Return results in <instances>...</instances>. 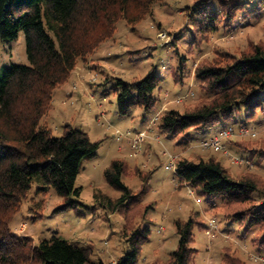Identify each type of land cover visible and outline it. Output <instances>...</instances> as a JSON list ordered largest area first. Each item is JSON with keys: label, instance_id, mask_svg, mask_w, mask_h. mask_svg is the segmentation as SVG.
<instances>
[{"label": "trees", "instance_id": "1", "mask_svg": "<svg viewBox=\"0 0 264 264\" xmlns=\"http://www.w3.org/2000/svg\"><path fill=\"white\" fill-rule=\"evenodd\" d=\"M154 1L0 0V37L11 42L24 32L29 60L28 64L5 66L0 75V264H104L93 259L88 247L57 236L34 244L31 237L16 234L11 225L34 188L40 194L54 188L62 198L54 209L56 213L88 207L80 200L82 188L76 183L84 163L97 156L101 142L92 141L87 133L71 125H66L63 135L56 137L42 122L53 107L55 90L70 78L78 63L114 36L119 20L130 24L141 21ZM217 1L218 9L211 0H199L191 8L196 33L202 39L218 31L222 21L232 26L238 17L257 16L256 11L264 7V0H258L256 11L249 9L250 0ZM196 78L209 97L185 112H165L157 125L162 132L184 137V144L190 145L189 131H202L222 120L230 125L221 132L229 127H255L245 121L232 123L237 110L245 109L247 117L264 111V44H252L239 57L219 54L197 68ZM161 82L156 68L140 80H118L120 114L126 116L134 107L144 112L152 110L158 102L155 91ZM232 144L250 154L247 166H252V160L264 162V150L240 142ZM176 167L178 179L190 185L196 195L220 199L223 208L230 209V220L245 230L261 231L259 244L264 247V203L259 200L264 190L258 176H234L213 156L184 158ZM131 172L142 177L146 186L138 194H133L123 181ZM105 178L122 195L113 200L97 192L95 199L102 200V206L112 213L120 212L126 223L123 234L128 246L116 264H138L151 237L149 227L136 226L137 218L144 219L152 208L151 204H140L148 194L150 174H143L140 168L132 170L126 159L116 158L105 170ZM175 226L180 236L177 250L166 262L153 264H195L197 250L191 246L194 229L204 226L195 217L178 220ZM222 264L245 263L226 249Z\"/></svg>", "mask_w": 264, "mask_h": 264}, {"label": "rangeland", "instance_id": "2", "mask_svg": "<svg viewBox=\"0 0 264 264\" xmlns=\"http://www.w3.org/2000/svg\"><path fill=\"white\" fill-rule=\"evenodd\" d=\"M198 1L156 0L141 21L130 24L119 20L114 36L82 59L70 78L55 90L53 107L42 124L56 137L63 135L66 125H71L87 133L92 141L101 142L97 156L84 163L76 183L82 188L80 200L88 207L78 206L56 213L54 209L62 203V198L54 188H49L45 194L37 193L34 188L12 221L11 228L16 234L31 237L34 244L57 236L90 248L95 260L116 264L128 246L123 234L125 219L120 212L112 213L103 207L102 200L95 199V193L100 192L113 200L121 197L122 193L107 182L105 170L114 159L124 158L132 170L140 168L143 174H150L148 194L140 204H151L152 208L144 219L137 218L136 226L149 227L151 237L142 249L138 264L166 262L180 242L176 221L190 217L204 226L194 229L191 246L197 250L195 264H222L226 249L245 264H264L261 261L264 260V247L259 244L261 231L239 227L227 217L230 209L223 208L220 199L196 195L190 185L178 179L176 166L168 169L171 156L177 162L184 158L199 160L213 156L234 176L245 173L258 176L264 190V162L259 164L252 160V166H247L232 160V155L250 158L246 149L233 147L232 142L264 150V111L259 110L250 117L245 109L235 112L233 125L245 121L259 127L261 132L257 138L229 140L230 155L201 146L203 141L230 125L225 120L202 131H189L190 145L184 144V137L170 136L157 126L165 112H185L209 97L196 78L201 64L212 61L219 54L239 57L252 44H264V7L256 11L258 0H250L249 7L257 16L238 17L232 26L222 21L218 31L203 39L196 33L191 14V8ZM211 3L215 9L219 8L217 0ZM12 63H29L24 32L11 42L0 37V75L3 68ZM153 68L162 78L155 91L156 106L149 112L134 107L128 115H121L118 80H140ZM181 96L186 97L185 101L176 102ZM117 131L121 134L117 135ZM140 131H147L149 138L142 151L136 154L131 144ZM133 172L125 175L123 181L133 194H138L146 186L142 177ZM259 200L264 203V195ZM211 220L216 221V228L210 226Z\"/></svg>", "mask_w": 264, "mask_h": 264}, {"label": "built area", "instance_id": "3", "mask_svg": "<svg viewBox=\"0 0 264 264\" xmlns=\"http://www.w3.org/2000/svg\"><path fill=\"white\" fill-rule=\"evenodd\" d=\"M186 97H179L176 99V102L182 103L184 102ZM264 129V128H263ZM260 129L257 127H248V126H240L239 128L229 127L225 130H223L220 134L213 137L210 140L204 141L201 143V146L205 149H216L218 151H222L227 155H230V151L228 150L226 146V142L232 138L236 137H252L257 138L260 134ZM117 135H120L121 132L117 131ZM149 138V134L147 131H140L139 133L134 136L132 141V149L136 151V154L140 153L142 151V146L146 142V140ZM232 160L234 163H238L239 165H248L249 161L242 157L238 156H232ZM177 164V159L175 157L171 156V164L168 166V169H173ZM210 226L213 228H216V221L211 220ZM257 261L260 260V258L256 259ZM264 263V260H261Z\"/></svg>", "mask_w": 264, "mask_h": 264}]
</instances>
